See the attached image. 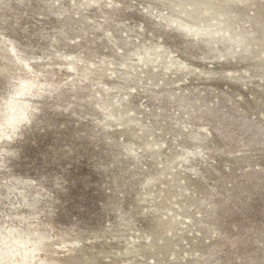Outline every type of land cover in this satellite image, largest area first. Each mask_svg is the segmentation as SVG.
Masks as SVG:
<instances>
[{
	"label": "rangeland",
	"instance_id": "obj_1",
	"mask_svg": "<svg viewBox=\"0 0 264 264\" xmlns=\"http://www.w3.org/2000/svg\"><path fill=\"white\" fill-rule=\"evenodd\" d=\"M0 264H264V0H0Z\"/></svg>",
	"mask_w": 264,
	"mask_h": 264
}]
</instances>
